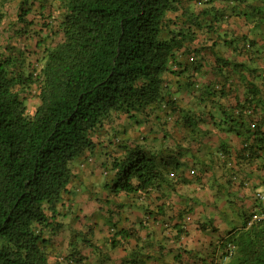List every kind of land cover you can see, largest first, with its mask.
Segmentation results:
<instances>
[{"label": "trees", "instance_id": "16d2710c", "mask_svg": "<svg viewBox=\"0 0 264 264\" xmlns=\"http://www.w3.org/2000/svg\"><path fill=\"white\" fill-rule=\"evenodd\" d=\"M230 17L256 28L264 0H0V264L82 262L74 240L68 255L55 252L79 216L89 164L112 179L109 204L124 197L150 205L163 193L169 166L121 138L114 123L159 107L176 115L166 75L183 66L180 57L197 62L207 48L254 46L246 34L220 32ZM259 126L250 122L246 150ZM252 215L225 243L226 264H264V219L249 227ZM109 227L112 247L125 243L129 230L112 220ZM70 230L92 242L88 231Z\"/></svg>", "mask_w": 264, "mask_h": 264}, {"label": "crops", "instance_id": "0c3cea01", "mask_svg": "<svg viewBox=\"0 0 264 264\" xmlns=\"http://www.w3.org/2000/svg\"><path fill=\"white\" fill-rule=\"evenodd\" d=\"M220 32L227 39L246 34L256 44L243 53L207 48L195 53L197 62L180 57L183 66L166 75L179 105L176 115L159 107L133 119L118 116L114 123L123 130L121 138L163 159L171 184L154 192L150 205L144 198L130 205L133 199L124 197L109 204L104 185L112 179L89 164L76 197L79 216L70 220V229L88 231L92 242L65 230L57 255H68L74 240L80 264L227 263L225 243L250 214L264 212V201L256 197L264 190V24L252 28L230 17ZM251 121H258L260 130L246 150ZM110 220L130 232L122 245L108 241Z\"/></svg>", "mask_w": 264, "mask_h": 264}, {"label": "built area", "instance_id": "2783aa9c", "mask_svg": "<svg viewBox=\"0 0 264 264\" xmlns=\"http://www.w3.org/2000/svg\"><path fill=\"white\" fill-rule=\"evenodd\" d=\"M256 197L261 200L264 201V190L263 191H259L256 193ZM264 219V212H260V213H254L252 215V217L248 220V226L250 227L251 225H253V223L257 220H261ZM233 247V246H232Z\"/></svg>", "mask_w": 264, "mask_h": 264}]
</instances>
